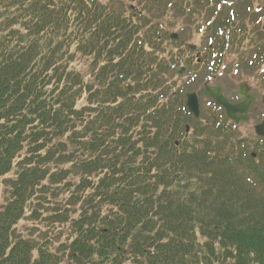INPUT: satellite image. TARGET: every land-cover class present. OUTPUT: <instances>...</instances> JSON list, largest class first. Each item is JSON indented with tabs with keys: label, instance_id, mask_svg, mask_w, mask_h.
I'll return each instance as SVG.
<instances>
[{
	"label": "trees",
	"instance_id": "trees-1",
	"mask_svg": "<svg viewBox=\"0 0 264 264\" xmlns=\"http://www.w3.org/2000/svg\"><path fill=\"white\" fill-rule=\"evenodd\" d=\"M178 1L138 0L133 20L124 3L0 0V178L25 146L28 154L0 211V264H59L12 228L43 180L68 175L79 215L66 204L58 212L76 264H264V141L233 136L222 113L208 125L188 114L191 90L172 84L183 44L154 12L193 19L219 55L223 41L243 35V15L223 17L234 11L212 0L220 8L204 25L196 12L208 0ZM82 59L89 78L77 69Z\"/></svg>",
	"mask_w": 264,
	"mask_h": 264
},
{
	"label": "rangeland",
	"instance_id": "rangeland-1",
	"mask_svg": "<svg viewBox=\"0 0 264 264\" xmlns=\"http://www.w3.org/2000/svg\"><path fill=\"white\" fill-rule=\"evenodd\" d=\"M96 1L100 2V4L102 5L110 7H117L121 5V3H124L125 14L129 17H132L133 20H135L136 18L133 16V12L128 8V6L132 5L134 7L133 11H135L136 9L140 11V7L137 6L138 0ZM181 1L187 2L188 0H179V2ZM195 1L197 0H193V2ZM199 1H201V4L203 3L202 0ZM228 1H232L233 4H225L224 0H220V3L221 5L225 4V10L231 9L235 10V12L233 13V15L227 14L223 17H230L231 19V17L236 13H239V16L240 14L241 16L243 15V18H236V20H239L238 27H241V32L245 33V35H239L236 38L237 41L231 43L229 47H225L227 54H222L220 56L219 59H221V63L217 67L218 69L216 68L214 62H212L211 69L217 74L210 82V86L220 87L223 90V93H226L225 95H229V97H232L237 93V87L240 83H245L251 88V95L255 98V101L253 104H251L248 110L249 120L246 123H239V126L236 129L237 133L233 136L239 139H254V126L259 124L262 120L264 121V60H261V58L264 57L263 55L261 57H255L251 54L256 49L255 41L257 33H260L261 30L264 32V0ZM239 1H241V5L238 6L237 3ZM219 8L215 7L214 4L211 3L206 7H199L200 11H197L196 14L198 16L200 15L201 18L198 17L197 21L204 23V25L208 24L211 21L207 22V17L211 14L213 9L219 10ZM239 9L245 10V12L242 13ZM154 17L155 20L159 21L160 25H162L163 31L165 33L178 34V37L181 38L179 39V44H183L184 42V44L196 48L195 52L192 55H190V52H188L187 50H183L182 55L184 56V58H182V60L184 66V61L189 58L191 62L190 72L196 71L200 79L201 76L199 75L202 74H200L199 72L202 71V66L200 67V65H197L196 60H203L206 57V28H203V32L200 33V30H197L199 26L198 24H194L192 22L193 19L191 20V23L193 25L185 23L187 25L185 26L183 20L177 18L178 16L175 14L173 16V13L161 17L160 12L158 10H155ZM257 26L259 29L256 33L255 29L257 28ZM234 28L235 26H231V29ZM251 44H253L254 48L251 47ZM248 54L249 57H246L248 56ZM211 58H215V55ZM76 65L77 69L86 76L85 78H89L91 71L90 59H82L78 63H76ZM184 68L185 73L182 76V80L179 79V76L175 75V79L173 78L172 84L175 83L174 85L179 88L181 92L182 90L184 91L183 87L186 85L189 86V89L187 90L199 89V85L196 86L191 83V79L188 76L189 72H186V67ZM214 74L210 76H213ZM203 105L204 104H202L201 106L202 108L204 107ZM208 114L212 115V117L210 118ZM199 119L201 122L206 121L205 125H208L215 120V117L214 114L211 113L207 107H205L201 112ZM26 148L27 147L25 146L22 152L17 154L15 160L12 162L10 172L4 177L0 178V211L7 204V201L11 196V186L9 181H13L17 178V174L19 172V163L28 157ZM249 148L252 150L251 147ZM50 168V172H55V170H52V168H54L53 165H51ZM77 183V178H75L74 175H68L67 178L58 185L51 184L49 180H43L41 182V185L38 186L39 188L36 189V194L26 202L24 206L23 216L12 228L17 237L30 239L35 243V246L37 247L42 246L41 243L46 244L50 252L57 255L59 264H76L74 260L70 259V251L68 249L74 239L73 232L69 223L62 222L59 219V216H61V214H59L58 212V206L62 205L64 207V205L66 204V208L64 211H67L68 216L72 217L73 219H77L79 215V204L75 206L74 202L69 200V194L67 191L68 188L72 191L73 188H70V185L75 186ZM246 184L250 187V190L252 189L255 191V189H253L255 188L254 185H250L248 183ZM44 187L47 188L49 192L48 194L44 193L43 195L45 197H42L41 191ZM55 192L58 193L57 197H55ZM40 202L42 203L37 206ZM34 208H36V211L34 210ZM33 255L36 256V252H33ZM126 264L131 263L127 262ZM224 264L227 263L224 262Z\"/></svg>",
	"mask_w": 264,
	"mask_h": 264
},
{
	"label": "water",
	"instance_id": "water-1",
	"mask_svg": "<svg viewBox=\"0 0 264 264\" xmlns=\"http://www.w3.org/2000/svg\"><path fill=\"white\" fill-rule=\"evenodd\" d=\"M175 38V36H173ZM191 50L194 51L195 48L191 47ZM184 69H181L177 74H182ZM125 91L127 93L131 92V88L126 86ZM239 93L238 98L243 99V102L237 105H231L227 102V100L222 96V92L220 88H212L205 86L199 94H189L186 97L185 106L188 109L189 113H191L195 118L198 117V97H207L214 100L215 104L219 107H222L225 110L226 116L229 120L234 123H239L240 121L245 122L247 121V110L249 104L253 102V98L249 95V89L244 85L241 84L239 86ZM255 135L264 139V122L260 125L255 126L254 128Z\"/></svg>",
	"mask_w": 264,
	"mask_h": 264
}]
</instances>
